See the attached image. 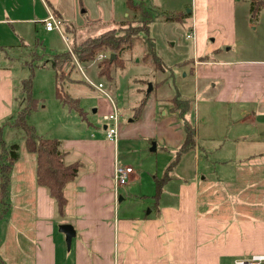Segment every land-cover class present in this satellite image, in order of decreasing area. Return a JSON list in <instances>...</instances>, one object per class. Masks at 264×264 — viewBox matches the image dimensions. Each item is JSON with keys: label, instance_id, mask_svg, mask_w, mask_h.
I'll return each instance as SVG.
<instances>
[{"label": "crops", "instance_id": "0c3cea01", "mask_svg": "<svg viewBox=\"0 0 264 264\" xmlns=\"http://www.w3.org/2000/svg\"><path fill=\"white\" fill-rule=\"evenodd\" d=\"M42 2L43 8L36 0H0V126L7 145L16 144L11 134L6 140V132L22 105L4 56L53 33L43 23L50 13L63 20L62 36L74 30L69 0ZM250 8L249 0H193L188 10L196 54L184 64L208 103L200 121L194 100L189 119L196 147L181 159L159 199L133 191L141 177L135 171L122 194L115 184L116 167L124 166L121 142L149 134L142 130L149 125L157 128L150 135L170 148L179 149L184 140L179 118L169 110L162 116L155 102L138 111L139 132L118 117L116 140L107 138V123L90 137L56 138L65 163L81 165L66 186L62 214L37 183L36 155L23 137L5 211L0 203V264H237L264 256V12L254 27ZM65 224L75 229L71 248L60 231Z\"/></svg>", "mask_w": 264, "mask_h": 264}, {"label": "rangeland", "instance_id": "374dc122", "mask_svg": "<svg viewBox=\"0 0 264 264\" xmlns=\"http://www.w3.org/2000/svg\"><path fill=\"white\" fill-rule=\"evenodd\" d=\"M36 1L37 5L43 8L42 0ZM147 3L153 14L150 36L155 40L156 53L162 59L165 71H156L141 59L144 52L142 45L126 55L124 67H113L112 79L100 75V61L81 64L75 56H72V61L65 64L67 80L64 89L71 98L79 101L84 116H80L76 110L57 99L53 56L70 52L74 45L90 37L118 28L121 23L135 20V14L128 9L126 0H69V3L65 4L68 6L67 13L70 16L76 15L73 18L75 20L72 21L73 31L64 32V37L54 31L43 36L40 44L34 43L28 49L19 47L11 53L12 57L4 56L3 63L13 69L18 81L17 97L22 107L25 105L22 82L33 76L32 93L33 97L39 100V108L32 113L28 123L35 126L45 138L63 140L79 136L90 137L92 133L97 132V128L103 129L105 123L113 124L112 121L104 120L105 114H117L119 123L125 126L131 125L134 131L139 132V127L135 124L143 118V115L138 120L134 121V119L139 117L136 118V115L142 103L149 105L155 102L158 106L161 105L163 116L165 110L172 113L170 102L177 96L195 100V104L198 105L197 118L200 121L204 113L206 115L204 107L208 100L203 90L196 93L194 79L189 73V68L184 64L194 59L196 54L195 41L193 38H188L194 26L192 20L187 21L190 18L188 10L192 9L193 0H148ZM177 12H186V20L182 23H167L163 20L165 13ZM127 14L131 17L128 18ZM198 28L196 26V29ZM89 80L96 86L103 84L104 91L108 95L93 87ZM150 85L151 92H149ZM150 93L151 97L148 99ZM196 110L195 108V112ZM151 116L152 112L146 117L149 120ZM162 116L161 119H165ZM142 130L149 131V134L120 143V162L125 167H132L137 176H141L136 178L133 190L135 193L155 195L156 178L161 180L168 174L173 180L176 167L179 165H175L178 149L164 145L160 138H153L150 132L157 133L156 127L149 125ZM10 134L16 144L24 146L23 130L16 127L7 130V141L10 139ZM172 163L174 166L168 171ZM131 182L132 178L121 189L130 188ZM149 203L147 211L152 207V200Z\"/></svg>", "mask_w": 264, "mask_h": 264}, {"label": "trees", "instance_id": "16d2710c", "mask_svg": "<svg viewBox=\"0 0 264 264\" xmlns=\"http://www.w3.org/2000/svg\"><path fill=\"white\" fill-rule=\"evenodd\" d=\"M147 1L126 0L128 9L135 14V20L121 23L118 28L107 30L96 37H90L80 44L74 45L73 50L70 49V52L53 56L56 97L62 104L76 110L80 116H84L79 101L71 98L64 89L67 80L65 64L72 61V56H75L79 63L88 64L97 60L99 55L108 53L110 56L99 63L100 75L112 79L113 67H124L126 55L142 45L144 52L141 59L152 66L154 70L165 71V65L156 53L155 40L150 36L153 14ZM249 2L251 6L250 21L256 27L262 12H264V0H249ZM186 17V12L165 13L163 20L167 23H181ZM67 76L69 77V74ZM32 90L33 76L22 82L25 105L19 111L11 126L24 131L27 150L36 155L37 183L49 190L62 214L67 205L66 186L77 179L81 165L78 162L66 164V152L62 149V142L56 138H45L39 135L35 127L28 123V117L39 108V100L33 97ZM170 103L172 104L171 112L179 118L184 131V140L176 155L175 165H178L184 155L193 151L196 147L197 131L189 119L193 112L194 101L177 96L172 98ZM144 105V103L141 104L139 112ZM0 148V172L3 177L0 184V203L3 205V211H5L12 166L19 159V145H7L5 143L3 126H0ZM173 166L172 163L168 171L172 170ZM170 180L171 177L168 174L164 179L159 180L156 178L157 192L154 198H160L166 183Z\"/></svg>", "mask_w": 264, "mask_h": 264}, {"label": "built area", "instance_id": "2783aa9c", "mask_svg": "<svg viewBox=\"0 0 264 264\" xmlns=\"http://www.w3.org/2000/svg\"><path fill=\"white\" fill-rule=\"evenodd\" d=\"M44 25L47 31H57L60 34L63 32V20L55 15V13H50L49 16L44 20ZM194 31L188 35V38H194ZM108 54H101L99 55L98 59L96 61H101L106 58H108ZM90 84L98 89L100 92L105 93L104 91V85L99 84L96 86L93 82L89 80ZM106 121H112L113 124L109 125L106 127V133H107V138L109 140H116L118 137V126H117V121H118V116L117 114L105 117ZM134 173V169L132 167H125V166H117L116 171H115V184L117 188H122L126 186L130 180L131 175ZM237 264H264V256H252L251 258L247 259H242L237 261Z\"/></svg>", "mask_w": 264, "mask_h": 264}, {"label": "water", "instance_id": "95a60500", "mask_svg": "<svg viewBox=\"0 0 264 264\" xmlns=\"http://www.w3.org/2000/svg\"><path fill=\"white\" fill-rule=\"evenodd\" d=\"M115 58V56H113ZM152 86L150 85V91ZM60 231L66 235V241L69 248H71L72 239L75 237V229L72 225L65 224L60 227Z\"/></svg>", "mask_w": 264, "mask_h": 264}]
</instances>
